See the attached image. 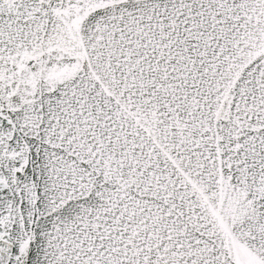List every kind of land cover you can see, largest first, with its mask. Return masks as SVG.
<instances>
[{
	"label": "snow or ice",
	"instance_id": "6c2138e0",
	"mask_svg": "<svg viewBox=\"0 0 264 264\" xmlns=\"http://www.w3.org/2000/svg\"><path fill=\"white\" fill-rule=\"evenodd\" d=\"M0 264H264V0H0Z\"/></svg>",
	"mask_w": 264,
	"mask_h": 264
}]
</instances>
